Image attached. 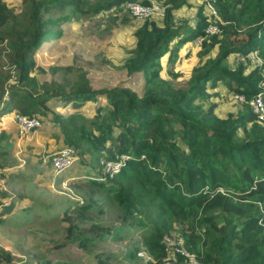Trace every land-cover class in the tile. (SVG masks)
I'll return each mask as SVG.
<instances>
[{"label": "trees", "instance_id": "16d2710c", "mask_svg": "<svg viewBox=\"0 0 264 264\" xmlns=\"http://www.w3.org/2000/svg\"><path fill=\"white\" fill-rule=\"evenodd\" d=\"M125 1L20 0L15 11L0 0V112L38 117L33 113L49 111L57 126L52 132L56 140L73 146L81 163L98 156L102 166L70 179L78 198L74 201L40 205L28 198L29 203L18 207L23 194L0 188V223L10 221L17 227L24 221L25 226L31 215H37L42 225L54 223L57 217L64 222L63 238L48 237L49 248L43 243L42 251L24 250L25 254L13 256L0 247V263L121 264L123 259L137 260L139 245L121 251L102 246L135 230L152 258L139 257L138 264H159L163 253L159 238L170 228L183 235L203 264H264V123L248 103L259 90L264 96V82L260 86L264 0H214L222 21L220 32L205 36L209 20L201 5L188 22L174 19L172 11L189 0H162L163 17L144 19L132 30L134 42L118 66L129 76L128 83L94 87L83 71L67 88L55 79H37L33 71L44 69L36 64L35 52L45 43L49 51L55 47L60 52L61 40L72 36L71 19L99 13L116 16ZM198 35L204 36L196 51L198 64L191 67L184 83L177 85L161 76L160 58L171 53L173 43ZM247 51H255L261 63L248 68L247 63L227 62L230 54ZM50 68L67 70L70 65ZM217 82L228 96L241 93L245 98L233 99L238 107L224 116L203 100ZM22 83L40 92L32 95ZM96 94H102L105 103L93 114L78 110L82 102L95 100ZM51 98L70 102L73 110L50 111L44 102ZM51 153L46 154L48 164ZM118 155L124 156L120 169L109 176L102 161ZM4 164L0 159V176L11 182L10 171H2ZM109 207L115 218L101 223L99 218ZM16 218L22 220L11 221ZM70 244L94 263L64 254Z\"/></svg>", "mask_w": 264, "mask_h": 264}, {"label": "rangeland", "instance_id": "374dc122", "mask_svg": "<svg viewBox=\"0 0 264 264\" xmlns=\"http://www.w3.org/2000/svg\"><path fill=\"white\" fill-rule=\"evenodd\" d=\"M4 1L13 7L15 11L20 8V0ZM198 6L197 2L189 0L188 5L172 11L173 18H184L191 22ZM202 11L205 13L203 7ZM110 12L112 13V11ZM143 20L129 16L124 12L123 7L117 12L116 16L114 14L106 16V13H99L89 17H80L77 20L71 19L72 22H68V27L72 36H69L66 40H61L60 52L56 51L55 47L52 51H49L47 49L48 43L41 46L35 52L34 58L36 64L44 71L40 72L36 69L33 72L38 80L42 78L55 79L64 82L65 88L68 87L70 80L74 79L81 71L84 72L85 77L94 87L113 86L120 81L128 83L129 76L123 73L118 66L125 55L126 49L134 42L133 28ZM178 43V41L175 44L173 43L172 51L168 56L163 55L160 58L163 67L160 70L161 76L169 78L177 85L184 83L191 67L198 64L196 51L199 49L191 42L187 44ZM214 52L215 49H212L209 55L211 56ZM227 62L231 66L236 63L233 53L228 56ZM61 64H69L70 69L56 68L52 70L50 68V65ZM22 85L27 89L30 87L26 83H22ZM214 91H217V93L212 94L211 92ZM39 92L33 89L30 90L32 95H37ZM95 96L96 98L93 101L86 100L82 102L78 110L87 116L93 114L98 105L105 103L102 94H96ZM203 98L205 105L209 103L214 105V112L219 116H224L227 112L234 111L238 107V102L233 101L225 94L220 82H217L214 88L207 90ZM44 105L50 111L53 110L62 114L73 110L70 102L62 103L53 98L44 102ZM14 113L12 110L0 112V143H4L1 150L3 152L0 151V159H3L6 163L4 164L6 167L2 171H10L13 184L11 187V182L6 180V176H0V188L23 194L22 203H19L18 207L24 205V202L29 203L30 199L28 198H31V201L40 202V205L65 199L77 200V196L73 194L70 177L100 170L102 167L100 157H93L91 161L84 163H81L78 159L62 171L52 173L49 164L46 162V154L59 146L61 147L63 143L56 140V137L52 134L53 131H57V126L50 120L49 111L46 113L40 111L33 113L39 117L40 124L29 128L22 137H19L16 123L11 120ZM3 153L5 155H2ZM17 171H20V173L17 174ZM114 218L115 211L112 207H109L100 216L99 220L101 223L106 224ZM18 219L22 220L16 218L11 221ZM37 219V215H31L29 219L25 220L27 223L25 226H23L25 223L23 221L17 227L13 226L10 221L0 223V247L9 250L13 256H21L25 254L24 250L31 254L36 250H44L45 245L43 243H46L48 248L52 246V241L48 240V237L54 238L55 241L63 238L61 225H64V222L60 221L58 217L54 219V223L44 225L38 223ZM43 228L49 232L44 233L41 230ZM41 237H45V240ZM105 242L102 246L105 249L121 251L126 249L127 246L139 245L138 250L147 252L142 245L141 235L135 230L128 232L123 239ZM36 243L42 244L37 245ZM64 251L63 253L72 256V259L81 257L84 262L94 263L92 258L83 254V250L71 244ZM139 257L136 256L137 260L123 259L121 264H132L133 261L134 264H138L142 261ZM19 264H23V262Z\"/></svg>", "mask_w": 264, "mask_h": 264}, {"label": "built area", "instance_id": "2783aa9c", "mask_svg": "<svg viewBox=\"0 0 264 264\" xmlns=\"http://www.w3.org/2000/svg\"><path fill=\"white\" fill-rule=\"evenodd\" d=\"M201 5L208 17V23L203 29L204 36L207 34H218L220 27L218 22L222 21L218 17L217 10L214 6V0H193ZM166 5L162 0H127L123 4V10L129 16L135 19L157 20L164 15ZM203 36V37H204ZM202 35L196 36L192 43L197 47L200 46ZM236 62L247 63L249 66H256L261 63V59L255 51H247L245 53L234 54ZM264 81L260 83L262 86ZM230 98L237 100H245L241 93L230 94ZM252 111L257 115V119L264 123V96L261 90L257 91L255 96L248 100ZM11 119L16 123L17 132L23 135L29 128L38 126L39 119L36 116H27L22 113L15 112ZM79 159L77 150L71 146L63 144L52 151L49 157V166L52 173H58L63 169L72 165ZM124 156L118 155L113 159H107L103 162V169L109 176L119 171L120 162ZM1 171V170H0ZM159 242L162 245V256L159 264H203L196 252L190 250L186 244L183 235L177 231H166L161 234ZM137 255L144 260L151 257L143 250H138Z\"/></svg>", "mask_w": 264, "mask_h": 264}, {"label": "clouds", "instance_id": "9594fccd", "mask_svg": "<svg viewBox=\"0 0 264 264\" xmlns=\"http://www.w3.org/2000/svg\"><path fill=\"white\" fill-rule=\"evenodd\" d=\"M192 41H193V39L191 40V41H188V42H191L192 43ZM187 42V41H186ZM185 43V42H184ZM229 97H230V95H229ZM232 99V98H231ZM120 169V168H119ZM117 173V172H116ZM115 173V174H116ZM138 251V250H137ZM147 254H148V252H146ZM136 254H137V252H136ZM149 255V254H148ZM150 256V255H149ZM151 257V256H150ZM143 259V258H142ZM144 260V259H143Z\"/></svg>", "mask_w": 264, "mask_h": 264}, {"label": "crops", "instance_id": "0c3cea01", "mask_svg": "<svg viewBox=\"0 0 264 264\" xmlns=\"http://www.w3.org/2000/svg\"><path fill=\"white\" fill-rule=\"evenodd\" d=\"M187 43H190V42H185V44H187ZM12 120V119H11ZM13 121V120H12ZM14 122V121H13ZM15 123V122H14ZM16 126V125H15ZM19 137H22V135H19ZM70 178H73V177H70ZM67 179V178H66Z\"/></svg>", "mask_w": 264, "mask_h": 264}]
</instances>
